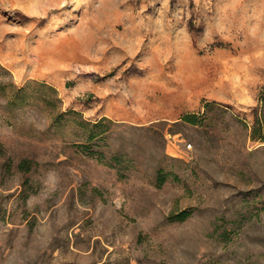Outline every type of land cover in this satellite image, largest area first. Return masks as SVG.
I'll return each mask as SVG.
<instances>
[{"label": "rangeland", "instance_id": "374dc122", "mask_svg": "<svg viewBox=\"0 0 264 264\" xmlns=\"http://www.w3.org/2000/svg\"><path fill=\"white\" fill-rule=\"evenodd\" d=\"M251 134L264 0H0V264H264Z\"/></svg>", "mask_w": 264, "mask_h": 264}, {"label": "trees", "instance_id": "16d2710c", "mask_svg": "<svg viewBox=\"0 0 264 264\" xmlns=\"http://www.w3.org/2000/svg\"><path fill=\"white\" fill-rule=\"evenodd\" d=\"M23 91V88H19L16 89L15 93L16 95L21 93ZM183 120L187 123L190 124H196V117L195 116H188L185 115L183 116ZM102 120L97 121L95 123H81V126L83 127V134H84V139L89 141L92 140L97 134L102 133L103 130H99V127L101 126ZM252 139H257L260 141H264V134H259L258 136H255L254 134H251ZM165 180V177L158 174L157 175V184H161L163 183V181ZM190 214V212L188 210H182L180 212H178L177 214H175L173 216V219L176 220H183L185 219L188 215Z\"/></svg>", "mask_w": 264, "mask_h": 264}]
</instances>
